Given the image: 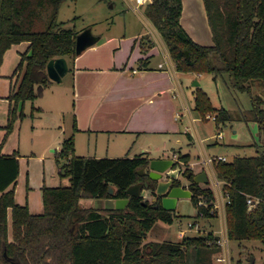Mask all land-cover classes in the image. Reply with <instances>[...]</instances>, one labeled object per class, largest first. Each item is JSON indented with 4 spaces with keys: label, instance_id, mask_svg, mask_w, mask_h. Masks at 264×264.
<instances>
[{
    "label": "trees",
    "instance_id": "16d2710c",
    "mask_svg": "<svg viewBox=\"0 0 264 264\" xmlns=\"http://www.w3.org/2000/svg\"><path fill=\"white\" fill-rule=\"evenodd\" d=\"M66 0H0V66L13 44L29 41L17 71L22 80L11 94L7 135L12 131L19 102L41 97L53 80L47 73L50 59L77 56L79 31L58 21ZM213 44L195 41L181 24L183 0H152L144 5L145 15L161 33L176 63L184 72L210 73L215 78L229 75L231 85L252 93L255 83L264 86V0H204ZM194 109L202 118L215 113L217 124L234 120L256 122L264 147V97H252L250 110L235 113L213 105L201 87L194 92ZM24 115L21 111L20 117ZM76 129V126H75ZM6 135V136H7ZM74 135L65 139L56 152L62 177L69 185L44 188L45 210L30 212L15 198L19 155L0 154V264H216L220 251L218 235H186L178 241H148L149 231L162 220L172 223L174 211L156 208L143 196H131L127 189L145 177L138 169L150 158L85 157L74 153ZM181 159L189 161L188 156ZM224 180L229 202L226 205L230 241L259 240L264 244V149L253 156H237L216 163ZM191 170H188L189 172ZM149 188L155 189V181ZM114 192H110V188ZM260 198L250 209L248 196ZM83 198H129L124 209L84 206ZM192 200L198 213L194 218L218 216L216 195L201 186ZM204 201L205 205H199ZM11 213V224H10ZM212 241V243H210ZM264 264V263H263Z\"/></svg>",
    "mask_w": 264,
    "mask_h": 264
},
{
    "label": "crops",
    "instance_id": "0c3cea01",
    "mask_svg": "<svg viewBox=\"0 0 264 264\" xmlns=\"http://www.w3.org/2000/svg\"><path fill=\"white\" fill-rule=\"evenodd\" d=\"M96 1L102 3L103 0ZM128 5L132 7L129 3ZM203 7L206 13L205 20L201 13ZM192 9L199 14V20L191 17ZM148 22L151 27L147 30L123 33L109 30L96 34L90 25L78 30L80 33L91 28L93 34L100 38L75 58L68 59L69 72L62 81H53L39 97L42 102L36 109L37 113L48 112V119L44 125L47 129L44 134H40L41 136L37 134L38 136L32 137L30 148L21 137L19 126L23 122L15 121L12 131L7 135L10 112L15 106V101L10 96L20 84L23 75V71H17V66L22 56L29 51L30 42L16 43L6 50L0 66V154L6 156L18 153L20 169L15 185V198L18 203L28 205L31 213L44 212L45 187L63 185L64 177L60 174L56 152L62 148V141L72 135L75 140L74 153L78 156L97 158L145 156L150 159L173 157L193 171V167L200 164L207 168L209 179L210 171L212 176L217 178L216 163L211 166L203 165L199 161L191 160L190 151L183 154L181 150L169 149L166 146V140H171L170 136L177 137L176 142L183 144L180 137L182 129L179 125L183 109L189 123L185 132L192 140L195 136L202 161L208 157L225 156L214 151L217 149L216 146L206 147L218 143V140L206 142L208 137L200 138L201 129L197 122L201 119L195 115L197 111L194 109V90L188 83L193 77L187 78L184 76L186 73L177 69L161 33L150 19ZM181 24L195 41L204 45L213 44L212 30L211 37L208 35L211 26L204 0L201 7L200 0H183ZM208 36L209 42L212 41L210 43L207 41ZM67 76L69 80L66 82ZM193 83L191 85L194 87ZM21 104L24 111L26 101L19 102L17 108ZM202 121L204 123L205 118ZM161 142H164L163 145ZM135 143H138L140 153H136L137 151L131 153V147L133 148ZM33 146L38 148L35 149ZM161 151L163 153L159 154ZM91 152L94 155H90ZM181 156H188L189 161L181 159ZM202 170L194 172L196 174ZM144 191L151 194L150 189H144L143 197ZM215 195L219 215L213 218H200L199 221L207 225L208 232L220 235L221 229L227 228L226 206L223 205V200L227 199V196L219 197L216 192ZM184 203L185 198L180 199L177 210L183 207ZM214 219H220L217 226ZM181 230L184 229H179V240ZM197 233L191 231L187 235Z\"/></svg>",
    "mask_w": 264,
    "mask_h": 264
},
{
    "label": "rangeland",
    "instance_id": "374dc122",
    "mask_svg": "<svg viewBox=\"0 0 264 264\" xmlns=\"http://www.w3.org/2000/svg\"><path fill=\"white\" fill-rule=\"evenodd\" d=\"M201 6H203V0H200V7ZM144 10V6L140 7V11L133 10V8L130 7L124 0H103L102 3H99L96 0H67L62 4L60 8L58 21L65 23V25L67 26H75L77 30H81L87 25H90L93 28L94 33L96 34L106 33V31L108 32L109 30L117 33H123V31H138L140 29L147 30L151 26L148 22L149 19L145 15ZM192 12L193 14L191 15V17L193 19L197 18V20H199V14H197L196 10L192 9ZM201 13L203 19L205 20L206 13L204 7L203 10H201ZM208 35L211 37L210 28L208 29ZM209 36L207 40L208 42ZM210 42L212 41L210 40ZM185 73L186 75L184 76H186L187 78L193 77V79L188 80V83L190 84L189 87L192 88L194 92L196 87H201L209 94L213 105L217 108L225 107L235 113H240L241 111L250 110L252 108L253 96L261 95L264 97V86L260 83H255L252 93H250L248 91H240L234 88L231 85L228 74H225L223 77L215 78L210 73H196L191 71L184 72V74ZM65 79V81L67 82V80H69V77L67 76ZM196 80L200 82V85L193 87L191 84ZM35 100L26 101V106L23 111L24 115L22 117H20L22 104L18 106L16 111V116L18 117L15 121L16 123L23 122L20 126H18L21 128V137H23L25 144H28L29 148L32 147V137L36 136L37 134H44L43 132H45V130L47 129L44 125L46 123V120L48 119V112L42 111V113H37L38 110L36 109V106L42 101L39 99V97L36 101ZM32 111L34 115H32ZM183 112L184 111L182 109V115L181 117H179L182 119H179V125L182 129L180 137L183 139V144H179L176 142L175 138L177 137L170 136L171 140H166V146H168L169 149L174 148L176 150H181L183 154L185 151H190V153L192 154V161H199V163L205 165L202 161V154L195 140V136L192 140L190 136L185 132L186 128L189 127V123ZM197 112L195 113V115L201 119L197 122L199 129H201L199 130L200 138L208 137L206 142H216L218 140V143H214V145H207L206 147L210 148L216 146L217 149H215L214 151H216L217 154H224L227 157L228 161L233 160L237 156L257 155L264 149L263 146L256 145V143H262V137L259 134V127L256 122L234 120L218 125L214 119L205 118V121L203 123L202 116L199 114V112ZM212 115H215V113H212ZM219 131H221L223 137L217 139L216 134ZM190 132H193L192 129H190ZM199 134H197L198 138ZM64 140L62 141V145ZM163 143L164 142H161L162 145ZM137 144L135 143V146H133V148L131 147V153H135L136 151V153H140ZM34 148L37 149L38 147ZM91 153L92 154L90 155H94L93 152ZM162 153L163 151L159 152V154ZM182 165L184 166V164ZM184 167L186 171H193L189 167ZM193 168L194 171L207 169H205L200 164L196 165V167ZM62 182L63 185H69L70 179L68 177H64ZM201 186L202 188H210L211 184L202 183ZM144 199L151 202V194L149 193V191L145 192ZM82 204L85 206H94L95 202L89 198H83ZM197 208L198 207L193 202L192 197L185 198L183 207L179 208L175 212L177 217L174 218V221L172 223H167L162 220L157 221L149 231L148 237L146 238L145 242L178 241V233L180 228H186L187 233H190L191 231L194 233V229L189 230L188 222L191 218H194L193 216L197 213L198 210ZM213 221H215V226H217L220 219H214ZM200 224V232H198L197 234H207V225L203 224V222L201 221ZM230 242L233 264L264 263V244L261 241L248 239L240 242ZM215 259L216 254H214V262L218 264Z\"/></svg>",
    "mask_w": 264,
    "mask_h": 264
},
{
    "label": "water",
    "instance_id": "95a60500",
    "mask_svg": "<svg viewBox=\"0 0 264 264\" xmlns=\"http://www.w3.org/2000/svg\"><path fill=\"white\" fill-rule=\"evenodd\" d=\"M99 36L93 34L91 28L80 32L77 36L76 52L80 54L87 47L95 44ZM70 67L66 57H56L49 60L47 64V73L51 80L60 82L69 72ZM199 86L200 82L196 80L193 83ZM184 166L178 159L173 157L151 158L147 166L138 169V173L145 177L143 182L136 183L127 189L131 196H142L144 189H149L151 180L156 182L155 194L159 201L154 205L156 208H164L168 211H176L180 199L191 198L199 186H186L185 181L193 176V182L196 184L209 183V177L206 170L194 173L189 171L184 177ZM187 178V179H186ZM114 192V188H110ZM129 198H96L94 199L95 208L98 209H124L129 203Z\"/></svg>",
    "mask_w": 264,
    "mask_h": 264
},
{
    "label": "built area",
    "instance_id": "2783aa9c",
    "mask_svg": "<svg viewBox=\"0 0 264 264\" xmlns=\"http://www.w3.org/2000/svg\"><path fill=\"white\" fill-rule=\"evenodd\" d=\"M126 1L132 6V8H134V10L139 11L141 5L151 2L152 0H126ZM206 118L214 119L216 121V115L207 114ZM216 137L222 138L223 135L221 132H219L218 134H216ZM220 161H227V157L226 156L208 157L203 160V163L208 166H211L213 163H218ZM210 174H211V178L209 179V182L211 183V188L214 190V192L218 193L219 197L227 196V199L223 200V205L226 206L227 203L229 202L228 193L225 191L226 182L224 180L219 179L218 176L217 178L213 177L211 171ZM259 202H260L259 197H255L252 195L248 196V204L250 209L255 208ZM199 205L201 206L205 205L204 201H200ZM215 208L218 211V215H219V205L218 203L216 204V201H215ZM200 218H204L202 217V214H200L199 218H193L188 222L189 230L194 229L195 231L200 232V226H201L199 221ZM186 235H187L186 229L180 231L181 238ZM216 242L221 247L220 251L216 253V259H215L216 262L218 264H233L232 256H231V248H230L231 242L228 236L227 228L223 227V229H221L220 235H218V240ZM210 243H212V241Z\"/></svg>",
    "mask_w": 264,
    "mask_h": 264
},
{
    "label": "flooded vegetation",
    "instance_id": "af4514ba",
    "mask_svg": "<svg viewBox=\"0 0 264 264\" xmlns=\"http://www.w3.org/2000/svg\"><path fill=\"white\" fill-rule=\"evenodd\" d=\"M187 174H188V172L186 170H184L183 171L184 177H186ZM186 181H187L186 186H191V185L201 186V184H196L195 182H193V176L190 179H187ZM149 189L151 190V195H152V200L151 201H152V203L156 204L159 201V197H157L156 194H155L156 184H155V189H153V188H149Z\"/></svg>",
    "mask_w": 264,
    "mask_h": 264
}]
</instances>
